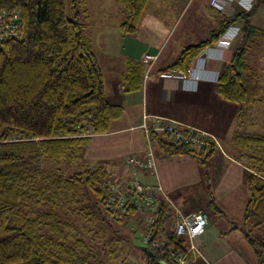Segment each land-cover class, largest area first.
<instances>
[{
    "label": "trees",
    "instance_id": "16d2710c",
    "mask_svg": "<svg viewBox=\"0 0 264 264\" xmlns=\"http://www.w3.org/2000/svg\"><path fill=\"white\" fill-rule=\"evenodd\" d=\"M116 1L126 14L122 33L134 34L149 0ZM260 3L257 0L251 12L224 17L208 40L184 48L176 62L160 74L188 75L194 60L230 26L239 25L241 38L220 74L217 91L240 111L253 105V95L264 90L248 63L249 54L264 43V31L251 23ZM3 11L19 12L22 27L16 30V37L0 41V264H109L98 250L104 254L106 244L115 259L116 251L110 248L114 241L105 239L106 243L99 241L90 247L82 231L92 234L98 215H109L105 206L111 175L105 166L83 160V152L93 136L109 132L124 109L107 99L104 72L83 21L89 15L87 0H0V13ZM142 65L136 63L128 69L126 92L142 89L146 71ZM151 141L164 156H191L206 167L216 152L197 153L155 133ZM231 143L249 154L252 170L247 176L244 224L236 229L244 234L259 264H264V233L253 236L264 227V135L239 131ZM78 161L82 166L74 174L61 166L62 162ZM208 195V206L220 212L210 184ZM74 216L84 221L82 231L73 222ZM169 221L161 213L155 229L180 245L185 240L173 235ZM95 235L106 236L99 231ZM164 258L157 253L148 263Z\"/></svg>",
    "mask_w": 264,
    "mask_h": 264
},
{
    "label": "crops",
    "instance_id": "0c3cea01",
    "mask_svg": "<svg viewBox=\"0 0 264 264\" xmlns=\"http://www.w3.org/2000/svg\"><path fill=\"white\" fill-rule=\"evenodd\" d=\"M211 1L208 6L217 13L214 19L217 26L214 24L208 35L203 38L196 37L192 39L189 34L182 36L180 42L182 44L187 43L183 46V49L208 40L212 31L220 26L224 16L212 7ZM260 1V6L253 15L251 23L257 29L264 31V0ZM103 3L100 4L101 7L107 4L109 8L114 10L112 17L117 22L113 25L116 30H114V33H109L108 27L106 28V24H103L99 27L101 30L96 29L93 31V26L91 25L89 30V26L86 24V34L92 43L102 69L97 49L106 52L104 54L105 58L102 60L106 67V70L103 69L104 76L107 71L111 73V70H115L116 64L121 59L125 64V69L119 73V77L116 78V75H114L115 80L109 84L108 93L106 85L108 101L113 105L122 106L124 114L121 119L111 123L108 133L91 138L83 152V160L94 165L105 166L109 173L113 174L114 178L116 176L123 184L137 179L143 185L161 186L172 203L185 215L198 210L207 212L206 206L210 197L208 195L209 184L216 205L220 210L217 213H222L219 207L222 200L234 194L236 195L242 188L243 199L248 202L247 176L252 173V170L239 157L216 151L208 162L207 166L210 168L202 166L191 156L167 157L158 148H153V143L151 148L148 146L142 129L144 116L147 117L146 124L150 128L155 126L156 118L160 117L196 127L217 137L213 132V126L217 118L221 120V117L216 115V106L205 103L204 96H208L212 100L214 96H217L219 100L218 107L219 105L223 106L224 100L217 91L215 78L217 73H221L230 63L232 54L240 40L233 43L231 49L223 55L211 52L203 56L202 59L198 57L194 60L191 65L193 69H196L194 79L184 81L182 79L164 78L160 74V70L169 66L164 65L162 68L157 66L162 55V40L171 41L176 34L177 26H170L171 29L168 30L154 20L150 23V26H146L147 40L144 43L145 48L139 54L135 52L136 46L132 44L125 48V35L133 34H124L121 31V25L126 21V14L122 6L118 2L119 5H116L114 0H107ZM152 51L154 53H151ZM135 53L139 55L138 58L133 56ZM147 54L156 57L152 64L143 63V58ZM136 63L143 64L146 70L143 87L139 91L128 93L126 92L125 75H127L128 69ZM261 86L264 87V85ZM150 88L154 90V99L151 97ZM236 108V111H238L239 107ZM234 134H229L231 142ZM149 157H153L154 165L137 167L129 164L130 159L147 161ZM246 204H243V211L238 214L237 218L221 216L219 220L221 222L220 227H216L217 222L207 212L209 225L206 233L196 240V245L205 250L208 258L202 259L197 255L193 264H258V259L255 257L253 250L249 254L244 249V243L249 246L244 234L241 230L236 229L244 224ZM240 233L242 235H239ZM134 236L136 235L134 234ZM134 236L131 235L127 238L132 242L129 245L135 252L130 250L126 254L133 263L146 264L149 262L148 258L150 256L148 257L142 247L138 246L141 243V237ZM240 237L243 238V243L239 241Z\"/></svg>",
    "mask_w": 264,
    "mask_h": 264
},
{
    "label": "rangeland",
    "instance_id": "374dc122",
    "mask_svg": "<svg viewBox=\"0 0 264 264\" xmlns=\"http://www.w3.org/2000/svg\"><path fill=\"white\" fill-rule=\"evenodd\" d=\"M105 1L107 0H87L89 18L86 22L87 19L84 17L83 21L86 22L87 26H89V30L91 29V25L93 26L94 31L96 29L101 30V28L99 27L103 24H106V28L108 27V31H110L109 33H114V30H116V28L113 25L117 23L112 17L114 10L109 8V5L107 4H105L104 7H101L100 4H104L103 2ZM209 2L210 0H149L141 18V21L139 23L137 33L133 35H125V48L129 47L132 44L136 46L135 52H142V50L145 48V40H147L146 26H150V23L154 22V20L159 22L168 30L171 29L170 26L176 25L177 31L174 35V38L171 39V41L166 39L162 40V55L157 64L158 68H162L164 65H172L173 62L176 61V59L181 55L182 51L184 50L183 46L187 44H182V42H180V38L182 36L184 37L185 35L189 34L191 35L192 39L196 37H206L209 33V30H211V28H213V25L216 24L214 19L216 18L217 13L214 12V10H212L208 6ZM114 3L116 5H119L116 0H114ZM79 10L80 12H83L82 4L79 5ZM183 10H185V12H183ZM69 15L70 18H73V14L70 11ZM240 38H238L237 41L240 40ZM261 46L263 47L251 52V55L248 57V60L250 67L252 68V70L255 71L257 77L259 76V79L261 78V85H264V43H262ZM97 53L99 58L101 59L103 69L106 70L104 63H102V60L105 58L104 54L106 52L97 49ZM137 53L133 54V56H135L136 58H138L139 56ZM151 53L154 52L152 51ZM124 69L125 64L121 59L116 64L115 70H111V73H108V71L106 72L105 81L107 85V93L109 92V84L115 80V77H119V73L124 71ZM114 75L116 76L114 77ZM251 92L255 93L256 90H251ZM150 93L151 97L154 99V90L152 88H150ZM259 93L260 94L255 96L252 94L253 99L255 100L253 105L244 106L241 108V111L239 109L238 111H236V104L228 103L225 101H222L223 106L219 105L218 107L219 100L217 96H214L213 100L210 99L208 96H204L205 103H209L211 104V106H216V115H220L219 117H221V120L217 118L216 123L213 126V132H215V134L217 135V138L223 146L224 151L231 156H237L239 158L242 157L243 162L246 164H248L247 155L249 154L234 147L231 143L229 134L237 133L239 131H248L264 135V90H260ZM153 148H155V146ZM61 166L67 173L74 174L80 171L82 162H62ZM110 175L111 177L113 176V174ZM234 195L222 200L219 206L221 208L222 213H217V211L211 209L210 206H206V210L209 215H211V217H214L215 222H217L216 227L221 226V222H219L221 216L225 215L224 217L226 218L228 216L237 218L238 214H241V212L243 211V204H246L247 202L246 199H243V188L239 191V193H236L235 196ZM231 202L232 204L230 205ZM109 215H98L99 220L95 223L96 226L92 227L95 231L103 232V234L106 235L105 238L103 237V235L99 236V238H96L97 236L95 235V231L92 232V234L83 232L81 228L84 224V221H80V216H74L72 217V219L73 222L77 225V227L82 231L83 237L85 238L86 242L90 245V247L95 244L97 245L99 241L104 242L105 239H108L107 242L109 240L114 241V244H112L110 248L116 251L115 259H111V256L109 254L110 251L108 253L107 246L105 244L104 254L101 253L100 250H98V252L100 253L99 257L102 260L109 264H130L131 260L130 257H128V255L126 254V252H130V250L134 251V249L130 248L129 244H132V242L127 237H131V235L134 236V234L136 236L141 237V234L144 233L145 228L143 227L142 221L135 222L133 220H124L125 222L118 223V221H115L114 219H112V216ZM114 230H116L117 233H113ZM263 233L264 227H261L253 232V236L261 237ZM239 235L242 234L240 233ZM121 236L126 237V239L120 241L119 237ZM92 237L94 238V240L92 239ZM239 241L243 243V238L240 237ZM138 246H143L142 241ZM244 249H246L249 254L252 253V249L245 243ZM198 251V257H201L202 259L208 258L205 250H203L201 247H198ZM125 258H127L126 261H124ZM257 262L259 264L258 260Z\"/></svg>",
    "mask_w": 264,
    "mask_h": 264
},
{
    "label": "built area",
    "instance_id": "2783aa9c",
    "mask_svg": "<svg viewBox=\"0 0 264 264\" xmlns=\"http://www.w3.org/2000/svg\"><path fill=\"white\" fill-rule=\"evenodd\" d=\"M256 0H212L211 5L225 17H234L239 11L251 12L254 9ZM22 27V20L19 12L3 11L0 13V41L6 37H16V30ZM240 26H230L211 47L203 52L200 59L208 53L216 52L222 55L228 51L240 35ZM156 57L145 55L143 63L152 64ZM196 69L189 70L188 75L182 73L162 74L164 78L182 79L189 81L195 78ZM146 116L142 129L145 133L147 144L151 148V135L155 133L160 137H168L173 145H182L191 148L197 153H208L220 151L225 154L223 146L214 135L165 118H156V124L150 128L146 124ZM129 164L137 167L151 166L155 164L153 157L147 161L130 159ZM110 197L105 209L114 220L124 221L134 210L133 218L130 221H142L145 228L141 234L142 250L153 259L157 253L165 255V258L152 264H193L195 257L199 254L195 241L203 236L209 225V215L204 210H198L192 214L185 215L172 203L161 186L152 187L143 185L139 180L133 179L124 184L112 176L110 177ZM163 213L169 218L168 229L173 235L185 240L180 243H171L168 237L158 235L155 226ZM130 264H136L132 261ZM149 264V263H146Z\"/></svg>",
    "mask_w": 264,
    "mask_h": 264
},
{
    "label": "clouds",
    "instance_id": "9594fccd",
    "mask_svg": "<svg viewBox=\"0 0 264 264\" xmlns=\"http://www.w3.org/2000/svg\"><path fill=\"white\" fill-rule=\"evenodd\" d=\"M222 55H223V54H222ZM220 74H221L220 72H219V73H217V75H216V78H215V80H216V81H218V80H219Z\"/></svg>",
    "mask_w": 264,
    "mask_h": 264
}]
</instances>
